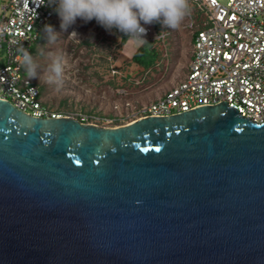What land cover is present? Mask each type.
Listing matches in <instances>:
<instances>
[{"label": "water", "instance_id": "water-1", "mask_svg": "<svg viewBox=\"0 0 264 264\" xmlns=\"http://www.w3.org/2000/svg\"><path fill=\"white\" fill-rule=\"evenodd\" d=\"M0 264H264V122L222 102L103 127L0 99Z\"/></svg>", "mask_w": 264, "mask_h": 264}, {"label": "built area", "instance_id": "built-area-1", "mask_svg": "<svg viewBox=\"0 0 264 264\" xmlns=\"http://www.w3.org/2000/svg\"><path fill=\"white\" fill-rule=\"evenodd\" d=\"M41 2L7 0L1 5L0 99L35 117H59L21 65L23 54H32L43 26L56 15ZM185 17L191 45L185 74L157 99L136 106L125 123L222 102L250 121L264 122V0H188ZM156 23L143 25L146 41ZM86 119L83 115L78 121Z\"/></svg>", "mask_w": 264, "mask_h": 264}, {"label": "rangeland", "instance_id": "rangeland-1", "mask_svg": "<svg viewBox=\"0 0 264 264\" xmlns=\"http://www.w3.org/2000/svg\"><path fill=\"white\" fill-rule=\"evenodd\" d=\"M6 1L0 0V13ZM185 22L186 17L176 29L155 24L146 41L152 62L144 67L133 58L142 44L128 37L122 42L119 31H106L95 19L84 23L77 18L62 30L55 15L48 24L59 37L55 43H46L41 35L36 42L32 56L42 75L40 80H32L44 103L63 116L79 120L85 115L88 123L103 127L124 124L136 106L157 99L185 74L191 53ZM54 57L62 59L63 72L49 83L46 71Z\"/></svg>", "mask_w": 264, "mask_h": 264}, {"label": "clouds", "instance_id": "clouds-1", "mask_svg": "<svg viewBox=\"0 0 264 264\" xmlns=\"http://www.w3.org/2000/svg\"><path fill=\"white\" fill-rule=\"evenodd\" d=\"M60 20V28L67 29L80 18L84 23L93 19L106 31L116 29L136 43H147V29L143 25L159 22L168 29H176L188 13V0H42ZM142 22V23H141ZM71 34H75L73 32ZM59 33L52 25L45 24L42 38L46 43H55ZM21 65L30 79H41L40 65L31 53L25 52ZM63 72L60 57L51 59L46 80L51 83Z\"/></svg>", "mask_w": 264, "mask_h": 264}, {"label": "trees", "instance_id": "trees-1", "mask_svg": "<svg viewBox=\"0 0 264 264\" xmlns=\"http://www.w3.org/2000/svg\"><path fill=\"white\" fill-rule=\"evenodd\" d=\"M40 38H41V35L39 36L38 41L40 40ZM126 38L127 37L121 33L122 42H125ZM148 46H149V42L142 44L141 47L133 55V58L136 59L144 67L149 66L152 62L153 54L151 50H149ZM34 48H35V45L32 49V53L34 51Z\"/></svg>", "mask_w": 264, "mask_h": 264}]
</instances>
